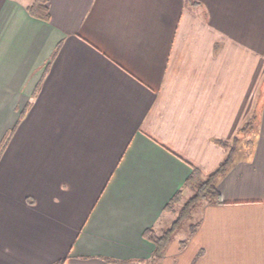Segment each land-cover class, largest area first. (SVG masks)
Returning a JSON list of instances; mask_svg holds the SVG:
<instances>
[{"label": "crops", "instance_id": "0c3cea01", "mask_svg": "<svg viewBox=\"0 0 264 264\" xmlns=\"http://www.w3.org/2000/svg\"><path fill=\"white\" fill-rule=\"evenodd\" d=\"M32 2L0 0V264H154L233 147L157 264H264V0Z\"/></svg>", "mask_w": 264, "mask_h": 264}, {"label": "trees", "instance_id": "16d2710c", "mask_svg": "<svg viewBox=\"0 0 264 264\" xmlns=\"http://www.w3.org/2000/svg\"><path fill=\"white\" fill-rule=\"evenodd\" d=\"M29 12L37 17L47 19L50 17L49 0H33L32 4L28 7ZM254 118L251 123H247L241 128V131L246 130L249 126L254 125ZM252 140V139H251ZM238 135L235 137V142H238ZM236 147H233L226 159L220 164V166L211 174L207 175L206 178H201L199 172L193 171L191 176L188 178L185 186L190 187L194 190V194L187 198L182 207L177 212V217L172 222L171 226L167 229L162 230L158 233L154 227L149 228L145 231V236L149 238L155 244V254L153 262H157L163 257L167 246L175 238L176 232L181 227L182 223L186 221L196 205L201 201L221 203V195L218 189V181L229 169L233 158ZM184 199L183 190H179L173 198L165 206L166 212H176L177 205L180 204ZM184 245V243H183ZM64 259L59 261L58 264H63Z\"/></svg>", "mask_w": 264, "mask_h": 264}, {"label": "rangeland", "instance_id": "374dc122", "mask_svg": "<svg viewBox=\"0 0 264 264\" xmlns=\"http://www.w3.org/2000/svg\"><path fill=\"white\" fill-rule=\"evenodd\" d=\"M256 123H254V126ZM194 190H192L191 192H189V197H191L193 194H194ZM205 202L204 201H201L199 202L196 207L194 208V210L192 211V214L190 215V217L184 221L181 225V227L179 228V230L177 231L176 233V236L175 238L176 239H181V238H185L188 236V234L192 231V228L194 226V224L197 222V220L199 219L200 217V211L202 210L203 206H204ZM182 207V205H180L178 208H177V212L180 210V208ZM177 217V214H171V215H168L166 217V220L168 222L167 226H163L165 229H167V227L170 226V224L172 223V221ZM168 218V219H167Z\"/></svg>", "mask_w": 264, "mask_h": 264}]
</instances>
